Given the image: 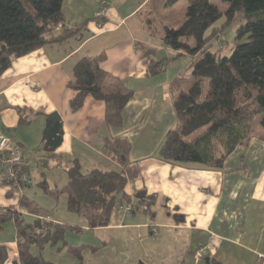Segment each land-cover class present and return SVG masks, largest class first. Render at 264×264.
<instances>
[{
	"label": "crops",
	"instance_id": "obj_1",
	"mask_svg": "<svg viewBox=\"0 0 264 264\" xmlns=\"http://www.w3.org/2000/svg\"><path fill=\"white\" fill-rule=\"evenodd\" d=\"M102 2L100 28L96 14ZM175 6L161 15L164 25L185 20L187 6L182 20ZM62 12L67 27H84L85 39L72 51L47 46L12 60L0 75V137L25 151L29 179L31 165L61 167L67 176L74 161L85 174L123 172L132 201L141 193L155 198L154 218L114 209L107 226L91 228L86 216L70 213L67 206L58 210L61 195L53 192L59 190L50 188L43 173L39 184H46L52 193L44 192L54 199L53 212L46 211L27 192L31 179L24 187L5 180L7 157L0 154V212L17 213L28 223L43 218L56 233L44 249L32 247V254L45 264H264V137L240 144L221 169L163 162L160 148L178 126L176 87L188 89L195 78L193 68L185 76L167 64L159 75L149 74L152 62L176 55L160 33L146 30L145 21L155 18L152 0H64ZM81 58L100 59L105 72L134 92L120 127L107 124L105 103L92 97L71 110L76 92L70 82ZM53 113L62 124L57 148L44 138ZM119 138L130 144L126 165L105 148L106 141ZM67 228L73 231L69 237L79 240H66ZM18 242L15 222L9 220L0 231L5 253L0 264L19 263Z\"/></svg>",
	"mask_w": 264,
	"mask_h": 264
},
{
	"label": "trees",
	"instance_id": "obj_2",
	"mask_svg": "<svg viewBox=\"0 0 264 264\" xmlns=\"http://www.w3.org/2000/svg\"><path fill=\"white\" fill-rule=\"evenodd\" d=\"M180 1L152 0L155 18L145 21L146 30L152 35L160 33L164 45L176 53L160 63L152 62L148 70L151 76L159 75L162 67L185 54L195 60L194 83L188 89L176 87L174 110L178 126L167 134L159 155L167 164L221 169L240 144L257 135L253 124L259 117L264 128V0H221L229 5L225 13L212 0H185L186 18L178 28L158 25L163 12ZM63 2L0 0V75L14 59L47 46L72 51L73 45L85 39L83 26L67 27ZM238 15L245 22L237 29L238 43L231 47L229 56H220L222 47L213 51V41L219 39L222 29L213 26L223 16L224 26H228ZM96 21L104 23V19ZM242 40L245 42H239ZM70 88L76 92L72 111L80 110L92 97L105 103L106 122L113 127L121 126L122 112L134 95L105 72L97 58L77 61ZM105 148L126 165L130 151L126 139L108 140ZM66 174L67 186L53 194L65 193L68 211L86 216L91 228L107 226L114 209L132 207V214L145 212L154 218L155 198L145 196L132 201L125 192L127 179L123 172L94 170L85 174L80 163L74 161ZM41 187L52 193L46 184ZM9 220L15 222L19 238L18 264H45L31 249H44L54 240L56 233L51 223L44 224L47 235L39 236L36 230L40 220L28 223L17 213L0 212V231ZM4 260V249L0 248V262Z\"/></svg>",
	"mask_w": 264,
	"mask_h": 264
},
{
	"label": "rangeland",
	"instance_id": "obj_3",
	"mask_svg": "<svg viewBox=\"0 0 264 264\" xmlns=\"http://www.w3.org/2000/svg\"><path fill=\"white\" fill-rule=\"evenodd\" d=\"M212 3H214L215 5H217V7L219 8V10L222 13H225L228 8L229 5L227 3L222 2L221 0H212ZM184 5V7L182 6ZM187 6V3L185 0L181 1V4H176L175 6V12H176V17H180L181 20L184 17L183 15V9ZM163 18V17H162ZM167 18V16H166ZM160 22H157L158 25H164L163 20L160 18L159 19ZM182 22V21H181ZM244 20L242 18V15H238L235 19V21L228 25V26H224L225 24V16H223L222 18H220L218 20V22H216V24L213 26V28H217V29H222V34L219 36L218 40H214L213 41V51H217L219 49V47H222V51L220 53V56H229L231 53V47H233L236 43H238V41L236 40V32L237 29L244 24ZM181 23H175V24H171V27L173 28H178L180 26ZM239 42H245V40L239 41ZM195 60L193 59V57L189 54H185L183 55L181 58H179V60H175L173 62H170L167 64L168 69L171 68V71H176L178 74H185V76H188V71L192 70L193 65H194ZM193 82V77H192V81H186V86H189L191 83ZM260 120L261 117H259L253 124V129H254V133H256L259 137H264V128L260 125ZM36 160H38V155L36 156ZM52 163V162H51ZM51 163H48L49 165H51ZM31 175H30V179L32 182V185L30 186V188H28V191H30L31 196H33L35 199V201L39 204V206H41L44 210L49 211V212H53L51 205V202H54V199H51L50 196H48L44 190L42 189L41 185L39 183H41V178H42V174H45V178L43 180H46L50 186L51 189H58L60 192L63 191L65 189V187L67 186L68 183V178L65 175V171L63 168L61 167H51L48 166L46 168L44 167H40L38 168L37 165H31ZM66 195L61 194L60 196V206L58 207V210H62V208H64L66 206ZM68 226H72V225H68ZM68 229V228H67ZM69 231L66 232L65 235V239L69 240L70 242H76L77 240H79V238H76L74 236L69 237L72 234V229H68Z\"/></svg>",
	"mask_w": 264,
	"mask_h": 264
},
{
	"label": "built area",
	"instance_id": "obj_4",
	"mask_svg": "<svg viewBox=\"0 0 264 264\" xmlns=\"http://www.w3.org/2000/svg\"><path fill=\"white\" fill-rule=\"evenodd\" d=\"M105 2H102L100 10L96 14V18L102 19L105 15ZM99 27L102 28V23H98ZM0 154H6L7 163L9 168L4 173V178L7 182L16 184L24 187L30 184V179L25 173L27 164L25 151L20 147L11 142L7 137H0ZM132 207L126 208L130 212ZM40 220V219H39ZM41 226L36 230V234L39 236H45L48 233V228L44 225L48 223L41 218ZM204 248L201 250L204 252Z\"/></svg>",
	"mask_w": 264,
	"mask_h": 264
},
{
	"label": "water",
	"instance_id": "obj_5",
	"mask_svg": "<svg viewBox=\"0 0 264 264\" xmlns=\"http://www.w3.org/2000/svg\"><path fill=\"white\" fill-rule=\"evenodd\" d=\"M61 117L58 113H53L49 116L48 120L46 121V127L44 130V138L47 140L48 145H51L52 148H57L62 141L61 135ZM9 168V164L7 163L5 170ZM145 197L144 193L138 196V198Z\"/></svg>",
	"mask_w": 264,
	"mask_h": 264
}]
</instances>
